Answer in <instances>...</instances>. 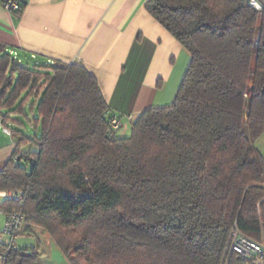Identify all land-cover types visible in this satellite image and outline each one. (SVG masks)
Instances as JSON below:
<instances>
[{"label": "trees", "instance_id": "16d2710c", "mask_svg": "<svg viewBox=\"0 0 264 264\" xmlns=\"http://www.w3.org/2000/svg\"><path fill=\"white\" fill-rule=\"evenodd\" d=\"M145 10L191 60L172 104L145 110L127 138L115 137L84 68H27L0 45V123L15 141L0 192L25 194L0 210H21L68 264H220L234 224L264 236L254 145L264 133V12L247 0H146ZM0 254L3 264L38 256L2 244Z\"/></svg>", "mask_w": 264, "mask_h": 264}, {"label": "crops", "instance_id": "0c3cea01", "mask_svg": "<svg viewBox=\"0 0 264 264\" xmlns=\"http://www.w3.org/2000/svg\"><path fill=\"white\" fill-rule=\"evenodd\" d=\"M15 1L21 6L18 17L0 3V45L27 68L56 63L84 68L97 81L112 118L121 121L116 138L129 137L145 110L174 101L191 56L147 13L146 0ZM3 128L0 123V168L15 147ZM254 145L264 158V133ZM3 223L1 214L0 232Z\"/></svg>", "mask_w": 264, "mask_h": 264}, {"label": "built area", "instance_id": "2783aa9c", "mask_svg": "<svg viewBox=\"0 0 264 264\" xmlns=\"http://www.w3.org/2000/svg\"><path fill=\"white\" fill-rule=\"evenodd\" d=\"M250 7L255 11L264 12V0H247ZM1 6L11 12H17L21 6L15 0H0ZM13 59L15 55L8 52ZM114 132L121 126V121L113 117L109 124ZM6 134H10L7 128H3ZM24 193L19 190H7L0 192L1 204L4 201H13L23 204ZM4 215V223L0 232V244L4 246L6 252L19 249L18 240L24 225L25 215L21 210L4 213L0 210V215ZM0 259H5L4 254H0ZM220 264H264V240L255 241L243 234L237 226L231 228L228 241Z\"/></svg>", "mask_w": 264, "mask_h": 264}, {"label": "rangeland", "instance_id": "374dc122", "mask_svg": "<svg viewBox=\"0 0 264 264\" xmlns=\"http://www.w3.org/2000/svg\"><path fill=\"white\" fill-rule=\"evenodd\" d=\"M34 132L29 125L26 126L28 135L32 136ZM5 138L10 142V138ZM22 150L24 151L22 154L26 155L27 151L33 150V147L25 146L22 147ZM21 235L23 236L18 240V245L25 248L34 247L38 254L37 260L33 264H68L56 245L41 229L24 223ZM261 239L264 240V236Z\"/></svg>", "mask_w": 264, "mask_h": 264}]
</instances>
